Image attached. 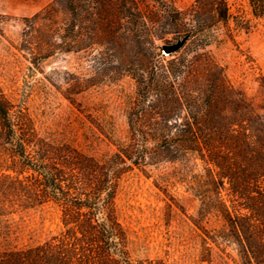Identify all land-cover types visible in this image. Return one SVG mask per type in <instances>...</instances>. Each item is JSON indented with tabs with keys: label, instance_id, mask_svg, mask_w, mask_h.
<instances>
[{
	"label": "trees",
	"instance_id": "16d2710c",
	"mask_svg": "<svg viewBox=\"0 0 264 264\" xmlns=\"http://www.w3.org/2000/svg\"><path fill=\"white\" fill-rule=\"evenodd\" d=\"M248 2L252 17L233 11L230 0H195L187 8L175 0L49 5L53 24L64 14L58 50L130 75L137 91L127 109L126 139L98 158L41 135L27 109L0 88V264H167L133 259L116 202L127 173L165 163H182L179 181L200 197L196 225L203 229L205 216L221 215L225 231L211 238L234 243L241 264H264V104L256 107L207 58L221 25L233 38L264 24V0ZM178 44L168 59L163 50ZM198 162L202 171L188 177ZM6 202L52 205L64 230L43 243L12 245Z\"/></svg>",
	"mask_w": 264,
	"mask_h": 264
},
{
	"label": "rangeland",
	"instance_id": "374dc122",
	"mask_svg": "<svg viewBox=\"0 0 264 264\" xmlns=\"http://www.w3.org/2000/svg\"><path fill=\"white\" fill-rule=\"evenodd\" d=\"M54 1L0 0V88L27 109L41 135L70 141L98 158L110 156L128 135L127 109L136 96V81L126 73L114 74L112 66L100 69L83 53L58 50L64 14H58L57 24L49 21V5ZM175 1L181 8L195 2ZM230 3L233 11L252 17L248 0ZM227 33L221 25L217 41L207 48V58L223 67L234 86L260 107L264 24L233 38ZM163 54L173 58L164 50ZM195 69L204 75L202 64ZM198 164L186 173L188 177L202 171ZM182 168V163L134 168L122 178L116 202L131 256L160 258L167 264H241L234 243L211 238L225 231L221 215L205 216L203 229L196 225L202 201L188 181H179ZM5 207L15 232L12 245L43 243L64 230L61 212L52 205L30 208L22 202H6Z\"/></svg>",
	"mask_w": 264,
	"mask_h": 264
},
{
	"label": "water",
	"instance_id": "95a60500",
	"mask_svg": "<svg viewBox=\"0 0 264 264\" xmlns=\"http://www.w3.org/2000/svg\"><path fill=\"white\" fill-rule=\"evenodd\" d=\"M180 47H181L180 44L175 45V46H168V47H166V48L164 49V52H165L166 54H169V55H170L171 53L176 52Z\"/></svg>",
	"mask_w": 264,
	"mask_h": 264
}]
</instances>
